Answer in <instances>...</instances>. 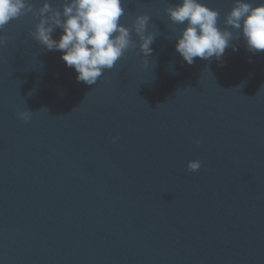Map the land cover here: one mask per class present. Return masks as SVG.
<instances>
[{"label": "water", "instance_id": "95a60500", "mask_svg": "<svg viewBox=\"0 0 264 264\" xmlns=\"http://www.w3.org/2000/svg\"><path fill=\"white\" fill-rule=\"evenodd\" d=\"M29 2L0 32V264H264V51L225 24L235 0H201L233 39L191 65L180 0H124L126 26L150 15L149 63L133 31L93 85L31 34L67 0Z\"/></svg>", "mask_w": 264, "mask_h": 264}, {"label": "clouds", "instance_id": "9594fccd", "mask_svg": "<svg viewBox=\"0 0 264 264\" xmlns=\"http://www.w3.org/2000/svg\"><path fill=\"white\" fill-rule=\"evenodd\" d=\"M33 11L29 0H0V32L13 20ZM172 23L186 25L180 34L176 51L189 65L195 58L221 60L230 46L233 32L223 29L219 24L220 12L201 2V0H180V3L165 9ZM39 23L31 34L48 51L62 52L61 59L66 66L74 68L78 82L96 84L105 70H110L135 44L133 31L140 38V52L144 64L153 52L151 47L155 33L148 32L149 14H138L131 27L122 23L126 16L124 0H67L62 11L44 3L39 9ZM225 24L235 29L246 41L247 49L256 53L264 51V2L253 4L249 0H235L228 13ZM61 29L59 39L53 33ZM9 37L0 35V47ZM234 50H236L234 48ZM19 117L28 121L31 111H21ZM119 137H113L115 142ZM197 146L199 139L195 140ZM202 161L188 162L189 171L201 168Z\"/></svg>", "mask_w": 264, "mask_h": 264}]
</instances>
